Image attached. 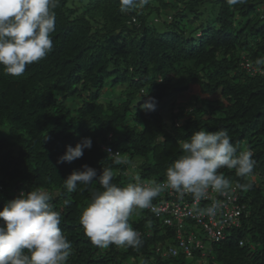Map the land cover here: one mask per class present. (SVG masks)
<instances>
[{"label":"trees","instance_id":"1","mask_svg":"<svg viewBox=\"0 0 264 264\" xmlns=\"http://www.w3.org/2000/svg\"><path fill=\"white\" fill-rule=\"evenodd\" d=\"M119 7V0H59L53 51L18 77L0 66V210L20 191L52 193L72 244L68 264L199 262L200 251L161 258L176 245L175 230L149 209L129 218L141 233L139 249L93 245L79 224L91 193L80 185L69 193L63 179L87 164L98 173L111 167L120 186L135 175L162 183L182 154L180 142L198 130L224 129L255 165L246 178L220 170L245 209L206 257L209 264H264V66L254 63L264 57V0H147L127 14ZM192 86L199 95L189 108L178 100ZM149 97L157 106L146 113L141 105ZM85 137L92 147L82 158L57 164ZM106 148L123 163L107 159Z\"/></svg>","mask_w":264,"mask_h":264},{"label":"clouds","instance_id":"2","mask_svg":"<svg viewBox=\"0 0 264 264\" xmlns=\"http://www.w3.org/2000/svg\"><path fill=\"white\" fill-rule=\"evenodd\" d=\"M146 2L119 0V11L127 14ZM58 3L59 0H0V66L6 74L21 76L29 65L53 51L51 34L56 30L54 9ZM226 3L244 5L247 0H226ZM254 63L257 67L264 66V57ZM156 106L155 98L149 97L141 109L148 113L155 111ZM179 146L182 154L167 167L163 183L143 182L135 175L134 182L120 186L113 183L111 167H104L98 173L87 164L63 179L67 192H76L80 185L91 193L79 224L93 245L105 249L110 245L139 249L143 243L141 233L129 223L134 212L144 209L156 212L153 200L169 189L179 196L189 194L197 202L208 199L210 192L226 195L232 185L220 170L234 169L238 177L246 178L255 165L253 153L240 150L224 129L195 131ZM91 147V138L85 137L75 147L67 146L57 164L82 158L84 150ZM105 151L107 159L117 165L123 163L118 151L113 153L111 148ZM94 183L99 187H93ZM52 199L53 194L48 190L31 188L20 191L4 205L0 210V264H68L72 244L60 227L61 213L54 210ZM223 207V202L215 199L197 215L214 218Z\"/></svg>","mask_w":264,"mask_h":264},{"label":"built area","instance_id":"3","mask_svg":"<svg viewBox=\"0 0 264 264\" xmlns=\"http://www.w3.org/2000/svg\"><path fill=\"white\" fill-rule=\"evenodd\" d=\"M164 194L167 197L162 198L158 204H154L157 211L153 212L151 209L150 211L161 218L164 225L174 228L176 245L162 252L161 258L175 257L179 254L190 257L197 251L201 252V256H206L210 252V249L206 248L193 233L184 234L183 222L186 219L200 226L212 242H220L224 239L227 230L239 226V219L245 209L238 199L235 188L223 196L210 192L208 199H202L199 202L193 198L190 202H184L182 200L189 194L179 196L170 189L164 191ZM215 199L222 201L224 207L214 218L197 215L200 209L210 206Z\"/></svg>","mask_w":264,"mask_h":264},{"label":"rangeland","instance_id":"4","mask_svg":"<svg viewBox=\"0 0 264 264\" xmlns=\"http://www.w3.org/2000/svg\"><path fill=\"white\" fill-rule=\"evenodd\" d=\"M198 95H199V91H198L197 87L196 86H192L189 92H187L186 94L182 95L179 98L178 102L180 104H188L189 108H191L192 105H193L192 104V98L194 96H198ZM201 99L202 100H209L212 103H221L218 98H215V99L207 98V99H205V98H203L201 96ZM193 101L194 102H199L197 100H193ZM184 226L186 227V229H185L186 231L184 233L185 235L193 233L198 239H200L203 242L205 247L208 248V246L211 244V240L209 239V237L206 235V233L203 231V229L200 226H198V225H196V224H194L192 222H189V221H185L184 222ZM165 249L166 248H164V250ZM139 260H141V258H139ZM209 261H210V258H208L206 256H201L199 262H198V258L197 257H195V258H187V259H185V264H209ZM128 264H134V262L131 260V261L128 262ZM169 264H174V262H170ZM177 264H180V262L177 263Z\"/></svg>","mask_w":264,"mask_h":264}]
</instances>
